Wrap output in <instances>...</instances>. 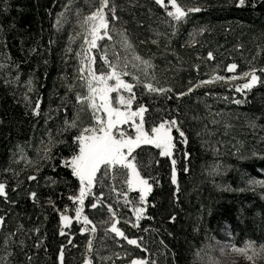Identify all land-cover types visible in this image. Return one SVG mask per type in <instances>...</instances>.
<instances>
[{"label": "trees", "instance_id": "16d2710c", "mask_svg": "<svg viewBox=\"0 0 264 264\" xmlns=\"http://www.w3.org/2000/svg\"><path fill=\"white\" fill-rule=\"evenodd\" d=\"M115 2L120 17L115 22L117 27L127 30L140 56L151 58L159 84L172 87L174 92L186 91L190 81L209 79L213 71L233 75L226 71L229 63L238 65L236 73L250 66L264 67V6L259 3L253 8L250 4L237 7L235 0H182L190 6L200 5L202 10L191 13L173 34L153 0ZM96 4L98 0H7L5 11L0 0V181L7 182L9 200L16 201L12 204L0 197V216L5 217L0 227V264H5V259L7 264H58L60 244L66 247L65 264H82L89 236L93 239V264H126L133 257H149L157 264H209L197 254L214 242H264V185L254 187L248 183L250 178L264 180V84L242 95L223 82L202 85L179 100L174 93H169L171 98L152 94L141 100L149 106L146 126L169 115L178 116L188 137L187 144H178L182 151L173 154L180 188L176 196V186L170 182L171 159L159 156L154 146H141L143 174L156 177L160 183L149 194L140 227L133 228L123 221L118 226L129 237H142L149 251L128 245L112 233L105 236V225L100 221L107 219L106 208L91 209L87 201L84 211L96 223L97 232L80 233L82 221L78 224L73 219L65 229L72 233L69 238L73 244L59 234L56 209L63 210L67 205L68 214L74 217V205L68 197L78 182L59 163L61 156L69 155L66 145L52 146L51 160L41 159L43 153L37 149L41 141H48L46 130L56 136L65 114L71 117L75 111L85 123L91 120L88 110L74 106V92H84L79 80L66 97L67 113L63 108L59 112L56 109L79 65L75 52L83 43V31L76 24V9L87 14L93 10L89 5ZM65 5H69L67 10ZM57 13L66 18L59 29L54 26ZM200 27L205 30L197 32ZM77 32L81 35L76 36ZM70 36L74 38L70 40ZM66 48L72 51L66 52ZM209 51L213 59H208ZM30 78L34 90L28 92L26 81ZM25 93L33 102L38 96L41 99L39 116L26 108ZM233 98L245 103H231ZM45 113L51 117L47 123ZM250 120H255L256 128L249 125ZM71 135L64 133L56 139L70 140ZM17 145L24 149L31 164L20 159ZM184 152L190 155L185 158ZM185 167L187 172L183 171ZM29 175L36 179L28 180ZM31 191L37 193V203L28 195ZM104 192L109 195L106 187ZM49 198L56 209L48 203ZM109 202L115 201L111 197ZM123 211L133 219L130 209ZM173 214L175 222L168 219ZM36 228L39 232L34 231ZM5 236L10 242L7 249ZM6 251L12 254L6 257ZM101 256L110 259L101 260ZM27 257H31L30 262Z\"/></svg>", "mask_w": 264, "mask_h": 264}, {"label": "snow or ice", "instance_id": "6c2138e0", "mask_svg": "<svg viewBox=\"0 0 264 264\" xmlns=\"http://www.w3.org/2000/svg\"><path fill=\"white\" fill-rule=\"evenodd\" d=\"M3 2L6 11L7 0H3ZM235 3L237 7L250 4L255 8L257 3L264 6V0H235ZM153 4L164 13L166 22L169 23L173 34L191 13H198L202 10L200 5L190 6L182 0H153ZM64 7L67 10L69 5ZM89 7H92L93 10L87 14H82L79 8L76 9V24L83 31V43L80 49L75 52L76 57L79 58V65L75 70L76 75L73 83L67 85L65 96L60 97V104L56 111L59 112L63 108L67 113L66 97L69 92L74 91L75 80H79L81 88L85 91L74 92V106H80L81 111L88 110L91 120L85 123L79 113L75 111L71 117L65 114L62 126L56 129V136L71 132L70 140H57L51 130H46L48 141L47 143L41 141V147L37 149V152L43 153L41 159L51 160L53 158L52 146L56 143L67 146L69 155L61 156L59 163L64 168L69 169L71 176L78 182L76 190L68 197L73 202L75 215L73 217L68 214L67 205L63 210H60L56 209L51 198H49L48 203L59 212V234L65 237L68 244H73L69 238L72 233H66L65 229L72 224L73 219L78 224L82 221V226L79 228L80 233L90 232L94 234L97 232L96 223L84 211L87 201V206L91 209H98V206L106 208L107 219L100 221L102 225H105V236L112 233L115 237L125 240L128 245L147 252L149 249L145 246L142 237H129L118 226L123 221L124 224H131L133 228L140 227L139 222L147 213L149 194L153 192L154 185L160 183L156 177L143 174L144 165L140 161V152L144 149L141 146H154L155 149L159 150V156L171 159L170 182L176 186L173 193V196H176L180 188L177 180V159L174 158L173 154L174 151H182L178 148V144H187L188 137L182 128L183 122L178 116L169 115L168 118H161L158 122H153L150 127H146V114L149 112V106L142 103L141 100L145 96L150 97L152 94L171 98L169 93H174L176 99L179 100L193 92L195 88L216 82H223L229 87H234L236 93L246 95L247 91L253 89L255 85L264 84V67L258 69L255 66H250L246 70L236 73L238 65L229 63L226 66V71L234 73L233 75L222 76L213 71L209 79L199 80L196 83L190 81V86L186 91L174 92L172 87H164L159 84L156 76V65L152 63L151 58L145 59L137 54L127 35V30L123 27H117L115 22L119 21L120 17L117 15L115 0H98V4L89 5ZM65 22L64 14L57 13L54 26L59 29ZM204 30V27L196 29L197 32ZM80 35V32L76 33V36ZM73 38L72 36L69 37L70 40ZM101 41L104 42L103 45H101ZM49 43L51 44L52 41ZM153 43H157V41L154 40ZM116 45H119L120 49L124 51L123 57L116 51ZM110 48L112 49L111 53L109 52ZM69 51L72 49L66 48V52ZM207 56L208 59L214 58L211 51L208 52ZM98 61H101L102 65L98 66ZM105 66L106 70H102ZM16 79H18V75ZM234 81L236 83L233 84ZM26 85L28 92L34 90L31 78L26 81ZM138 90L139 96L137 95ZM224 99L227 101L229 97H224ZM24 101L26 108L30 109L33 116L41 114L39 96L33 102L31 97L25 93ZM230 102L240 105L245 103V100L233 98ZM44 115L46 117L45 123H47V119L51 117L49 113ZM122 125H127V129L122 128ZM249 125L252 128L257 127L255 120H250ZM174 132L178 136L174 137ZM17 149L20 152V159L26 164H31L32 161L26 156L24 149L20 145H17ZM189 155L190 153L184 152L185 158ZM36 171L39 172V167L36 168ZM183 171L187 172L188 168L185 167ZM14 174L19 175V173ZM117 178H120L121 181L120 188L115 186ZM27 179L35 180L36 176L29 175ZM108 180L112 183L106 184ZM249 183L264 185V180L250 179ZM105 187L109 190L108 196L105 195ZM7 188V182L0 181V197H3L6 202L15 204L16 201L9 200ZM112 193H115L114 203L109 202ZM28 195L34 203L38 202L35 191L29 192ZM121 199H123V205H120ZM129 208L131 215L135 217V221L124 215L123 210ZM147 218L152 219L150 216ZM168 219L175 222L176 216L170 215ZM4 222L5 217L0 216V227L3 226ZM142 230L149 231L147 228ZM34 231L39 232V229L36 228ZM152 231H156V229H152ZM8 235L14 234L9 233ZM168 235L171 236L173 233L168 232ZM3 243L5 249L10 246L8 236L4 237ZM160 243L164 244L162 240ZM20 244H23V241H20ZM36 246H40L39 240ZM164 247L167 249V245ZM231 248L233 252L242 255L250 264H257L258 258L264 257V243L257 247L256 243L250 239L244 241L242 245L232 244ZM65 251V245L60 244L57 249L58 264H65ZM11 254L5 252L6 257ZM125 255H129V253L126 252ZM27 259L29 262L31 261V257H27ZM99 259L110 258L101 256ZM93 260V239L89 236L82 264H93ZM5 264H7V259H5ZM129 264H157V262L149 257H133L129 260Z\"/></svg>", "mask_w": 264, "mask_h": 264}, {"label": "rangeland", "instance_id": "374dc122", "mask_svg": "<svg viewBox=\"0 0 264 264\" xmlns=\"http://www.w3.org/2000/svg\"><path fill=\"white\" fill-rule=\"evenodd\" d=\"M100 43H101V45H103L104 42L101 41ZM109 43H111V42H109ZM111 51H112V49L110 48L109 52L111 53ZM116 51H118L122 57L125 55L124 51L122 49H120L119 45H116ZM135 52L137 53L136 50H135ZM97 55H98V53H97ZM99 65H102L101 61H98V66ZM102 70H106V66L104 68H102ZM84 91H85V89H84ZM113 95H115V94L113 93ZM121 127L127 129V125H122ZM146 127H150V126H146ZM250 179H252V178H250ZM177 180H178V170H177ZM249 180H248V183H249ZM257 180H263V179L259 178ZM110 182H112V181H110ZM250 185L254 186V187H260L261 186L259 184H250ZM115 186L117 188L121 187L120 178H117V180L115 181ZM108 194H109V192H108ZM131 195L132 194L130 193V196ZM111 197L115 201V193H113V195L111 194ZM120 201L123 204V199H121ZM131 216H133V215H131ZM132 221H135L134 216H133ZM255 243L258 247L261 243H264V242H255ZM232 244H234V243L231 240H223V241L214 242L211 245L206 246L204 249H202V251L198 252L197 258L200 259L201 261H205L209 264H250V262L248 260H246L242 255H239L238 253L232 251V248H231ZM221 249H223V251H221ZM260 263L264 264V257L258 258L257 264H260ZM126 264H129V263H126Z\"/></svg>", "mask_w": 264, "mask_h": 264}]
</instances>
